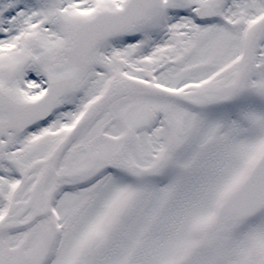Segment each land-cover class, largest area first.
Here are the masks:
<instances>
[{
  "label": "snow or ice",
  "instance_id": "6c2138e0",
  "mask_svg": "<svg viewBox=\"0 0 264 264\" xmlns=\"http://www.w3.org/2000/svg\"><path fill=\"white\" fill-rule=\"evenodd\" d=\"M0 264H264V0H0Z\"/></svg>",
  "mask_w": 264,
  "mask_h": 264
}]
</instances>
